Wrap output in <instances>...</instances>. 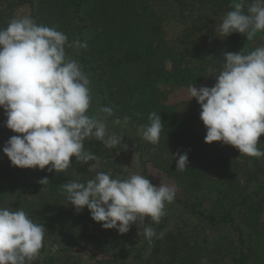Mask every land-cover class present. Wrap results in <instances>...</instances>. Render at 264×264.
Returning <instances> with one entry per match:
<instances>
[{
  "label": "trees",
  "instance_id": "obj_1",
  "mask_svg": "<svg viewBox=\"0 0 264 264\" xmlns=\"http://www.w3.org/2000/svg\"><path fill=\"white\" fill-rule=\"evenodd\" d=\"M230 5L231 0H2L0 29L28 8L37 24L63 32L69 43L87 44L66 46V52L91 81L89 115L103 117L100 108L112 107L106 123L127 116V125H121L134 131L150 123V113L160 115L159 144L136 133V156L145 175L153 166L177 186L161 221L144 225L157 233L151 244L139 235L138 223L124 234L105 229L86 206L76 211L63 185L93 179L95 166L113 178H127V129L115 133L124 138L113 149L85 140V151L96 161L77 163L73 156L63 173L47 166L20 168L3 152L8 139L19 134L7 128L0 107V208L23 209L44 225L43 247L32 264H264V157L240 154L220 141L206 143L200 104L180 95L189 86H214L226 52L247 54L264 45V32L252 40L240 33L216 34ZM260 141L264 151V134ZM176 153L188 155L183 172L176 170ZM149 180L153 183L152 176Z\"/></svg>",
  "mask_w": 264,
  "mask_h": 264
},
{
  "label": "clouds",
  "instance_id": "obj_2",
  "mask_svg": "<svg viewBox=\"0 0 264 264\" xmlns=\"http://www.w3.org/2000/svg\"><path fill=\"white\" fill-rule=\"evenodd\" d=\"M231 0V9L216 25V34L227 37L240 33L252 40L264 32V0ZM68 48H86V43L68 42L67 36L54 27L37 24L29 16L12 18L0 29V107L5 110L6 126L14 133L3 152L13 166L39 168L57 173L72 164L96 161L94 153L85 151V140L95 139L113 149L120 146L123 135L109 133L107 118L112 107H101L103 117L89 115L91 81ZM222 70L214 86H189L188 92L201 106L200 119L206 126V143L220 141L252 157H264L258 148L264 134V45L245 54L226 52ZM117 117L115 125H127ZM140 134L158 145L162 120L155 112ZM127 144L123 148L127 149ZM178 156L176 170L188 167V155ZM92 168L90 165L89 169ZM48 178L39 182L45 185ZM66 199L79 213L86 206L96 222L105 229L127 233L133 223L151 244L157 233L149 221L159 223L165 206L176 197V188L132 173L125 179L113 178L98 171L86 183L70 181L64 185ZM147 219V222H146ZM141 226L143 230L141 231ZM44 225L33 222L23 210L0 208V264H32L43 247ZM163 234H160L162 238Z\"/></svg>",
  "mask_w": 264,
  "mask_h": 264
},
{
  "label": "rangeland",
  "instance_id": "obj_3",
  "mask_svg": "<svg viewBox=\"0 0 264 264\" xmlns=\"http://www.w3.org/2000/svg\"><path fill=\"white\" fill-rule=\"evenodd\" d=\"M2 4V0H0V5ZM18 18L22 17V16H28L29 14V9L28 8H21L18 11ZM180 95L183 97H190L188 89H184L180 91ZM108 126V131L109 133H116L119 131H124L126 127L124 126H120V125H115L112 122L107 124ZM127 130L124 131L125 136L127 138V142H128V148H127V152L126 154L123 155V162H124V175L125 177H128V175L132 174V173H136V174H140L146 178L149 179V176H152L153 178V184L156 186H159L161 184V182L167 184L170 187H175L177 190V186L176 183L174 182L173 179H171L170 177H168L166 175V173H164V171L155 168L153 166L149 167V171H148V175H145L143 173L142 170V166L141 164H139L137 156H136V146L137 143L135 141V136L136 133L140 136H142L140 134V130L141 128L137 129V130H131L129 128H126ZM95 171L98 172L100 171V167L99 166H95ZM94 261L93 260H89V263L92 264Z\"/></svg>",
  "mask_w": 264,
  "mask_h": 264
}]
</instances>
